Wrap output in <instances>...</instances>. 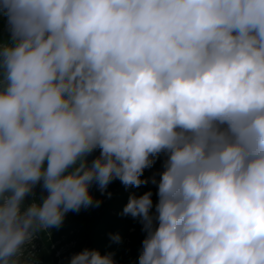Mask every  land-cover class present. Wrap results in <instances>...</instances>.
Instances as JSON below:
<instances>
[{
	"label": "clouds",
	"instance_id": "clouds-1",
	"mask_svg": "<svg viewBox=\"0 0 264 264\" xmlns=\"http://www.w3.org/2000/svg\"><path fill=\"white\" fill-rule=\"evenodd\" d=\"M0 19V264H35L92 185L147 184L160 154L155 211L147 191L122 213L139 264H264V0H0Z\"/></svg>",
	"mask_w": 264,
	"mask_h": 264
},
{
	"label": "trees",
	"instance_id": "trees-1",
	"mask_svg": "<svg viewBox=\"0 0 264 264\" xmlns=\"http://www.w3.org/2000/svg\"><path fill=\"white\" fill-rule=\"evenodd\" d=\"M6 20L0 19V38H7ZM99 155V149L93 152L89 161ZM164 154L155 158L150 168H146L141 179H147V184L140 187H125L118 179L112 181L107 191L102 194L94 184L90 188L94 199L100 200L98 207L81 208L78 212H68L59 228H51L40 232L36 236L39 243L36 258L40 264H70L73 255L85 248L98 250L101 255L112 254L114 264H139L142 251V241L146 236L140 218L124 215L123 209L128 203L130 195L140 196L152 191L153 209L158 202L157 185L151 183V178L162 171ZM107 193H111L109 196ZM46 192L38 184L34 194H29L25 204L32 199L39 200ZM118 235L117 242L112 239Z\"/></svg>",
	"mask_w": 264,
	"mask_h": 264
},
{
	"label": "rangeland",
	"instance_id": "rangeland-1",
	"mask_svg": "<svg viewBox=\"0 0 264 264\" xmlns=\"http://www.w3.org/2000/svg\"><path fill=\"white\" fill-rule=\"evenodd\" d=\"M39 243L36 241V238L33 240L32 244L27 246L26 256L28 253H31V259L35 261V264H40L36 258V253L38 251Z\"/></svg>",
	"mask_w": 264,
	"mask_h": 264
}]
</instances>
